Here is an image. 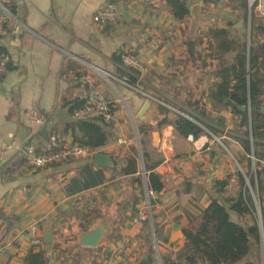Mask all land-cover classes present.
<instances>
[{
    "label": "crops",
    "instance_id": "obj_1",
    "mask_svg": "<svg viewBox=\"0 0 264 264\" xmlns=\"http://www.w3.org/2000/svg\"><path fill=\"white\" fill-rule=\"evenodd\" d=\"M167 1L0 0L17 22V26L0 24V46L6 49L9 58L0 77V147L7 146L10 150L0 164V245L4 247L0 264H25L31 249H45L50 264H88L79 254L94 256L98 252L106 254L101 264H138L146 256L150 264H158L157 260L163 264L162 256L169 259V264H177L185 246L181 223L188 222L191 203L206 208L217 198L229 204L224 189L217 185L226 180L228 173L221 147L205 131L196 138L180 135L172 124L177 115L170 110L164 113L160 106L147 120L137 119L146 98L122 83L113 85L93 68L122 77V72L128 71L123 57L130 53L142 63L137 75L146 91L180 102L189 109L192 108L172 98L165 88H159L161 78H174L176 86L192 88L197 94L204 91L206 116L192 110L249 165L250 156L242 146L247 138L242 130L247 114L244 117L236 113L233 104L213 110L214 100L209 96L219 82V59L211 31L221 29L231 35H243L244 25L240 22L232 25L234 14L227 0H184L189 10L185 20L172 14ZM107 3L117 5L120 19L116 23L95 22L98 8ZM192 48L199 54L196 66L192 64L195 61ZM90 84L103 92L114 111L110 125L94 119L107 133L101 153L110 155L115 166H97L96 152L91 149L94 154L86 159L70 158L32 171L26 159L28 145L38 149L52 137L61 144L79 143L75 136L81 133L71 125L80 121L75 112L83 106L80 96ZM237 97L231 95L230 100L236 101ZM121 99L127 103L131 114L128 118L120 105ZM30 107L40 111L41 125L28 121L26 112ZM135 135L139 136L140 166L143 149L149 163L160 161L154 171L165 184L161 193L153 191L150 197L153 229L148 222L142 225L133 222L144 212V201L147 202L143 167L139 184L135 181L137 175H123L116 166L126 162L135 147ZM258 143L264 147V139ZM258 156H264V149L258 150ZM105 203H109L110 212L97 219L89 230L103 224L104 236L97 246L80 243L81 236L89 231L80 234V249L74 248L70 241L57 240L58 226L67 234L88 205ZM231 217L243 221V216L233 211ZM249 219L247 214L245 220L252 223ZM111 224L116 231L113 236ZM34 225L39 227L42 239L39 246L32 243ZM46 225L53 234L50 244L44 242ZM152 232L157 249L153 240L147 242ZM181 264L186 263L182 260Z\"/></svg>",
    "mask_w": 264,
    "mask_h": 264
},
{
    "label": "trees",
    "instance_id": "obj_2",
    "mask_svg": "<svg viewBox=\"0 0 264 264\" xmlns=\"http://www.w3.org/2000/svg\"><path fill=\"white\" fill-rule=\"evenodd\" d=\"M167 4L178 20L187 18L189 10L184 0H168ZM232 4L231 12L236 18V21H232V25H236L246 19L248 4L247 0H233ZM251 18L249 46H247L244 35H231L230 32L221 29L211 31V36L216 41L215 55L219 59V64L217 65L219 82L216 84V89L211 90L209 95L214 100L211 104L213 110H220L229 104H233L234 111L245 117L247 112H243L238 105H247L248 101L252 107L264 105V90L262 86L264 77H261V74L264 73V41L260 44L255 43L257 33H264V17L252 15ZM190 51L195 59L192 64L196 66L199 54L195 51V48ZM1 54H7L6 49L2 46H0ZM121 57L119 56V59ZM137 74L138 71L133 68H128V71L122 72V76H126L132 83L137 82ZM232 81H235L233 85H231ZM174 83V78H161L159 88H165L164 90L169 95L194 109L200 115L206 116L207 104L203 101L204 91L197 94L192 88L176 86ZM234 94L238 97L236 101H231L230 96ZM160 97L164 98L162 95ZM160 110H163L164 113L168 112V109L162 106H160ZM172 124L175 130L184 137L193 135L196 138L203 132V129L198 124L180 115L176 116ZM71 126L81 133V136H75L76 141L89 147L94 152H102V148L107 143V133L97 119H82ZM250 133L254 139V146L258 145V140L264 139V114L252 111L251 130L245 132V134L250 135ZM242 146L247 154L251 153L252 144L248 138L243 140ZM141 155L148 188L154 192L161 193L165 189V184L162 177L154 171L160 161L149 163L143 149ZM116 166L123 175H137L135 181L141 184V166L139 154L135 147L131 149V153L126 157V162L120 166L116 163ZM226 182L227 180L219 181L217 185L223 190ZM257 189L264 231V181L261 175H258ZM226 200L229 203L228 205H225L217 198H213L206 208L200 207L195 202L191 203L192 211H187L188 222L181 223L182 232L185 236V246L177 257V264H181L182 260L186 264H262V259L261 261L258 258L256 261L253 259L256 253L254 244L258 245L260 242L259 227L256 223H248L245 220L247 214L249 217L254 214V200L249 194L246 200L242 195L235 201H230L227 198ZM104 201L106 202L105 198H103ZM108 204L105 203L104 206L102 204L99 206L88 205L82 217L76 221L77 228L73 230L74 225L70 226L67 234L63 233L62 226H58L56 228L57 240L59 242L70 241L74 248L80 249V234L89 231L96 224L97 219L105 216L107 211L108 213L110 212ZM232 211L241 217L243 216V221L234 220L231 217ZM152 216L154 219V215ZM154 225L157 233L158 227L156 223ZM115 233L113 224H111L110 236ZM150 237L149 234L147 242H151ZM79 255L80 258H86L88 264H101L106 259V254L102 252H98L94 256L90 254L88 256L85 255L86 257L84 254ZM162 261L163 264H169V259L165 256H162ZM24 262L25 264H50L45 249H31L26 255Z\"/></svg>",
    "mask_w": 264,
    "mask_h": 264
},
{
    "label": "built area",
    "instance_id": "obj_3",
    "mask_svg": "<svg viewBox=\"0 0 264 264\" xmlns=\"http://www.w3.org/2000/svg\"><path fill=\"white\" fill-rule=\"evenodd\" d=\"M249 16L256 15L259 17H264V0H247ZM120 11L115 3H107L101 5L94 15V21L97 23H116L120 19ZM0 24H6L8 26H17V22L10 16L8 10L0 4ZM9 63L8 54L0 55V77L7 69ZM123 64L126 69L133 68L140 72L143 68L141 61L132 54H126L123 57ZM96 71L102 72L109 82L115 85V82L122 83L134 90L137 93L142 94L146 99H152L158 103L159 106L165 107L176 115L183 116L190 119L194 123L198 124L203 132L205 131L211 138L212 141L219 145L224 153L226 165L228 168L227 182L224 186V194L230 201H235L242 195L245 200L247 195H251L252 199L255 201V195L251 188L250 178L246 174V169L240 158L233 152V150L225 143L224 138L214 134L206 125V122L192 109L183 106L180 103L170 101L166 98H162L151 92L146 91L141 85L140 75H137V82L132 83L128 80L126 76L117 77L109 72L102 71L98 67H93ZM89 83L91 80L88 81ZM235 81H232L233 85ZM80 98L83 100L84 104L81 108L76 110V119H101L105 124L110 125L114 120V111L107 97L101 92L97 87L90 84V87L81 94ZM250 106V102L248 101ZM27 119L30 123L35 125H41L43 123V118L40 111L36 107H30L27 112ZM252 144V151L249 154L251 163L250 166L253 170L257 171L260 168H264V158L256 157L254 153V139L250 133L248 138ZM119 142H123L119 139ZM139 142V140H138ZM26 159L28 165L31 167L32 171H36L41 167L48 164H53L61 161H66L70 158H80L86 159L94 154V152L79 143L71 144H61L56 141L55 137L50 138L48 142L42 145L40 148L36 149L32 145L25 147ZM10 150L7 146L0 147V164L3 163L9 156ZM143 163L141 162V165ZM145 178V172L143 171ZM153 195V191L146 187V197H147V210L144 211L139 217H135L133 222L142 225L148 222L150 227L153 229V216H152V205L150 203V197ZM33 230L35 232V237L32 239V243L35 246H39L42 243L41 237L38 235L39 227L34 225ZM155 247L157 249L156 240H154ZM4 252V247L0 245V255Z\"/></svg>",
    "mask_w": 264,
    "mask_h": 264
},
{
    "label": "rangeland",
    "instance_id": "obj_4",
    "mask_svg": "<svg viewBox=\"0 0 264 264\" xmlns=\"http://www.w3.org/2000/svg\"><path fill=\"white\" fill-rule=\"evenodd\" d=\"M227 3H228V6L231 8L233 7L232 3H233V0H227ZM235 3V2H234ZM236 16V15H235ZM255 16V15H254ZM251 17L249 16V14H247V17L246 19L243 21V22H240V25H244V38L246 40V43H247V46H249L250 44V28H251ZM234 21H236V18H234ZM262 41H264V33H257V38H255V43L256 44H260ZM248 68V67H247ZM261 77H264V73L261 74ZM263 86V90H264V83L262 84ZM173 98V97H172ZM170 100V99H168ZM172 101V100H170ZM180 103V102H179ZM120 105L122 106V108L124 109V112H125V116L128 118L129 115L131 116L130 112H129V109L127 107V103L126 101H124L123 99H121V102H120ZM129 114V115H128ZM133 118V117H132ZM131 118V119H132ZM135 119V118H134ZM135 121V120H134ZM134 124V123H133ZM242 130L244 132H247V131H250L251 130V116L247 113L246 117H245V120H244V123H243V126H242ZM134 135V134H132ZM244 136H246L247 138L250 137V135H247L245 133H243ZM136 137H134V140H133V143L136 147V150H137V153L140 154L141 153V149H140V146H139V142H138V137L137 135H135ZM141 138V137H140ZM246 139V138H244ZM258 145H262V144H259ZM258 145H255L253 147L254 151H255V154H256V157L260 158L258 156V150L262 151L264 149V147L262 146H258ZM264 158V156L262 157V159ZM241 159V158H240ZM242 163L244 164V168L246 169V174L247 176L250 178V183H251V188H252V191L255 195V201H254V214L251 215V219H249L252 223H256L259 227V231H260V236L261 234L263 233L264 234V231H263V217H262V213H261V209H260V201H259V195H258V175H261L263 181H264V168H260L258 169L257 171L253 170L252 167L247 164L244 163L243 159H241ZM142 166V165H141ZM147 202L144 201V210L143 211H146L147 210ZM115 210V209H114ZM152 215L153 214V209H152ZM75 229L77 228V224L76 226L74 227ZM150 229V228H149ZM151 240H155V237H154V232H152V237H150V241ZM152 242V241H151ZM255 245V257H253L254 261L257 260V258L261 261L262 259V247H261V241L259 242L258 245L254 244ZM258 256V257H257ZM157 260V259H156ZM157 263L159 264L158 260H157Z\"/></svg>",
    "mask_w": 264,
    "mask_h": 264
},
{
    "label": "water",
    "instance_id": "obj_5",
    "mask_svg": "<svg viewBox=\"0 0 264 264\" xmlns=\"http://www.w3.org/2000/svg\"><path fill=\"white\" fill-rule=\"evenodd\" d=\"M158 103L152 99L147 98L138 113L136 114V118L139 120H147L148 116L158 108ZM243 112H247L250 116L252 111H257L264 114V105H258L252 107L251 105H241L238 106ZM155 134H158V131H155ZM95 164L99 167H114L115 162L110 155L96 152L94 154ZM104 236V226L103 224H98L94 229L85 233L80 238V243L86 246H97ZM261 247H262V264H264V234L262 233L260 236ZM44 242L46 244H50L53 242V234L51 232V228L46 225L44 230ZM138 264H150V258L148 256L144 257Z\"/></svg>",
    "mask_w": 264,
    "mask_h": 264
}]
</instances>
